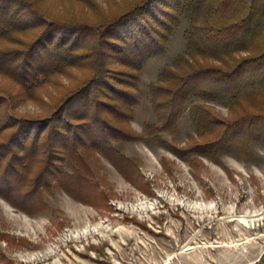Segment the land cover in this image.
I'll return each mask as SVG.
<instances>
[{
	"label": "rangeland",
	"instance_id": "rangeland-1",
	"mask_svg": "<svg viewBox=\"0 0 264 264\" xmlns=\"http://www.w3.org/2000/svg\"><path fill=\"white\" fill-rule=\"evenodd\" d=\"M29 1L49 19L93 23L130 7L127 0H93V6L77 0ZM187 27L182 20L165 52L139 71V104L133 114L115 124L108 122L133 137L115 144L131 159L123 173L102 153H92L94 189L77 200L63 188V174L52 170L39 179L52 187L44 195L38 190L45 206L33 214L0 192V264H264V138L252 144L248 155L233 146L215 157L188 154L193 145L215 138L197 131L189 106L174 128L150 132L157 127L158 115L149 85L186 53ZM38 32L29 29L0 39V49H23ZM109 66L121 68L115 63ZM90 73L87 66L71 68L47 78L30 94L0 74V97L7 100L4 109L43 119ZM208 105L213 118L232 119L223 103ZM11 131L0 134V143ZM60 146H50L43 159L49 164L54 158V167L63 172L68 168L67 156ZM36 158L40 157L35 153L29 162L28 180L43 168L34 162ZM4 166L2 160L0 173Z\"/></svg>",
	"mask_w": 264,
	"mask_h": 264
},
{
	"label": "trees",
	"instance_id": "trees-1",
	"mask_svg": "<svg viewBox=\"0 0 264 264\" xmlns=\"http://www.w3.org/2000/svg\"><path fill=\"white\" fill-rule=\"evenodd\" d=\"M77 1L93 6V0ZM127 1L130 7L123 13L93 23L49 19L29 0H0V39L39 30L23 49H0V74L30 94L47 78L71 68L87 66L91 72L43 119L14 115L4 109L7 100L0 97V134L12 130L0 143L5 160L0 192L26 213L45 206L38 190L44 195L52 186L39 179L52 170L63 174L60 182L71 196L83 200L81 194L94 189L92 153H102L121 173L130 166L131 159L115 144L133 137L114 121L133 114L139 104V71L165 52L182 20L188 22L183 33L186 53L149 85L158 115L157 127L150 132L174 128L189 106L197 131L215 138L193 145L188 154L215 157L233 146L248 155L252 144L264 138V0ZM112 63L121 68L110 67ZM209 102L223 103L232 119L213 118ZM53 144H60L67 156L68 172L54 167V158L49 164L44 161ZM35 153L41 159L34 162L43 168L28 180L25 175Z\"/></svg>",
	"mask_w": 264,
	"mask_h": 264
}]
</instances>
